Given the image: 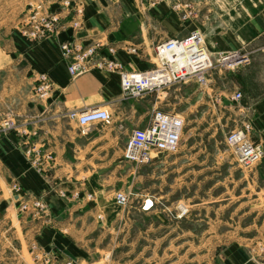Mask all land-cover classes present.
Instances as JSON below:
<instances>
[{
	"label": "crops",
	"instance_id": "1",
	"mask_svg": "<svg viewBox=\"0 0 264 264\" xmlns=\"http://www.w3.org/2000/svg\"><path fill=\"white\" fill-rule=\"evenodd\" d=\"M17 1L0 0V121L11 115L16 127L0 137V205L12 203L3 198L5 192L14 204L26 197L46 202L50 216L29 220L32 242L60 260L76 259L80 264L114 260L118 246L122 264H257V253L264 255L255 241L257 236L264 238V159L251 172H242L227 150L226 136L220 139L203 127L190 129L189 141L181 142L176 155L153 164L168 166L164 175L170 176V192L151 195L139 184L146 176L144 168L123 159L130 131L149 122L140 125L137 119L144 103H123L117 73L92 71L72 79L60 45L131 46L137 55L120 51L116 60L126 71H147L156 44L196 30L209 52L253 44L264 33V0H167L154 8L147 7V0H46L50 11L60 15L61 27L51 38L37 41L21 34ZM65 2L82 11L78 29ZM189 9L195 16L184 21L182 13ZM40 76L51 86L44 99L34 94ZM97 108L109 112V125L88 126L82 132L67 118L71 111ZM119 110L121 119L127 118L124 125L115 117ZM232 112L247 117L253 140L264 147V97L235 105ZM238 127L235 123L233 130ZM24 143L50 155L42 160L41 171L23 153ZM163 176L162 170L154 173V181L161 183ZM12 184L20 188L19 198ZM116 191L148 194L164 203V209L143 213L137 201L119 210L111 204ZM107 201L109 209L103 210ZM179 206L188 212L181 219L175 217ZM91 209L104 211L101 223L107 233L86 223ZM118 218L120 231L113 228ZM101 233L107 234L109 245L96 247L92 253L98 260L91 263L88 252L82 254L79 247L93 242L98 246ZM100 253L106 255L102 258ZM259 259L264 262V257Z\"/></svg>",
	"mask_w": 264,
	"mask_h": 264
},
{
	"label": "built area",
	"instance_id": "2",
	"mask_svg": "<svg viewBox=\"0 0 264 264\" xmlns=\"http://www.w3.org/2000/svg\"><path fill=\"white\" fill-rule=\"evenodd\" d=\"M26 14L19 22L21 34L26 38L37 41L54 36L61 27L59 14L50 11L46 0H26ZM167 0H147V7H154ZM65 7L70 8L76 19H72L75 29L79 28L78 16L81 10L78 6H71L65 2ZM179 5L175 9L179 12ZM195 16L190 9L182 13L185 21L187 16ZM64 60L68 61V73L72 79L78 78L92 71L117 73L120 79V88L123 99H141L152 92H158L175 84L193 82L199 87L207 84V75L212 69V56L205 48L202 34L196 30L182 38L167 39L156 44L153 54L157 61L147 71L129 72L122 68L116 60L118 52L128 55H137V50L129 46H117L96 42L81 46L77 43L65 42L60 45ZM237 58L236 54L220 56V62L226 63ZM236 60V59H235ZM234 60V61H235ZM238 65L248 64V57L239 59ZM230 64V63H228ZM51 86L45 76H40L34 86V94L40 99L47 97ZM231 100L238 103L241 100L239 92L231 96ZM241 105V104H240ZM70 122L76 124L82 132L88 126L109 125L111 115L106 109H93L85 112L71 111L67 114ZM15 123L11 115H6L0 121V137H6L15 130ZM185 131V122L179 115L156 110L153 112L148 124L142 128H135L130 132L123 159L135 167H144L155 164L160 157L176 155ZM252 125L249 120L240 124V127L230 131L225 138L227 150L242 172H251L264 159V147L252 138ZM24 134V131H22ZM23 153L30 164L38 171L43 168L42 160L48 161L49 154H43L40 149L31 143H24ZM11 191L19 195L20 188L11 185ZM64 198L65 196H61ZM19 198V196H18ZM92 198L88 196V200ZM112 203L123 210L134 202H140L139 210L143 213L150 212L161 206L160 202L148 194H135L132 191H116L112 196ZM22 209L31 217H49V208L46 202L36 197L22 198ZM178 219L187 215V210L179 206ZM35 249V248H34ZM262 253L264 249L262 248ZM257 264H264L263 262Z\"/></svg>",
	"mask_w": 264,
	"mask_h": 264
},
{
	"label": "rangeland",
	"instance_id": "3",
	"mask_svg": "<svg viewBox=\"0 0 264 264\" xmlns=\"http://www.w3.org/2000/svg\"><path fill=\"white\" fill-rule=\"evenodd\" d=\"M16 7L17 20L20 22L26 14V0H18ZM205 44L206 40H204V45ZM240 44V47L234 49L228 47V51L209 52L212 56L211 61L213 66L207 75V84L205 86L199 87L193 82L175 84L164 90L145 95V97L147 96L145 100H143V98L131 100L124 98L123 103L134 107L137 106L139 102L142 104L144 103L139 107L140 110L138 113H136L140 125H145L156 110L179 115L185 122V131L182 141H189V130L197 129L199 131L197 127L215 131L217 132L218 138L223 139L233 130V125L235 123L240 126L242 122L248 120L245 115L239 118L233 115L232 110L235 105L242 106L243 103H253V101H258V99L264 97V33L261 34L253 44ZM229 54H236L237 58L235 61L237 62H239V59L243 56L248 57L249 63L233 67L231 64L220 62V56ZM149 61L151 69L153 67L152 64L157 63L153 53H151ZM210 89L212 91H210ZM237 92L241 94L239 104L231 100V96ZM204 94H207V96ZM115 117H117V121L120 122V125H124V122L127 121V118H125L124 121L121 119L122 115L120 110ZM140 125L138 126L140 127ZM141 168H144L146 176L139 184L145 186L150 191L151 195L155 192L157 196H163L170 192L168 186L170 176L168 175L165 177L164 175L169 173L167 165L156 164L155 167L150 165ZM154 168L162 170V176H164L162 177L161 183L157 179L154 181V173L158 174L160 171H155ZM176 184H180V182H176ZM3 198L8 202L12 201V203L7 206L3 204V207L0 205V264H80V261L76 259L60 260L50 253L43 252V250L30 239L33 227L29 222L31 219L30 214L22 209L20 202L14 204L11 194L5 192ZM89 201L92 202L93 199L90 198ZM106 204L103 210L109 209L110 201H107ZM111 204L113 203L111 202ZM164 206L165 204L163 203L160 209L163 210ZM103 210L98 213L95 209H91L88 222H86L87 224L89 223L88 225H90L91 228L92 224L97 225L98 229L96 230L99 232L107 231L102 227L103 224L101 223L104 220L102 214V212H104ZM166 214L169 217L171 213L167 212ZM114 225V230H121L120 218L114 222ZM182 227H186L184 222H182ZM106 233L100 234V236H104V238L102 240L103 242L98 244V246H96V242H93L79 247L82 254L88 252L90 256L88 258L91 259V263H96L98 260V255L92 253L96 247H108L109 241L107 240ZM92 235L94 239H96L97 234L94 233ZM261 236H257L255 241H259V248H264V238ZM252 247H254V245H252ZM105 255L106 254L103 253L102 258ZM113 255L114 260H107L102 264H122L120 246L114 249ZM259 255L260 257H264L263 254L257 253V263L263 262V260L259 259Z\"/></svg>",
	"mask_w": 264,
	"mask_h": 264
},
{
	"label": "bare ground",
	"instance_id": "4",
	"mask_svg": "<svg viewBox=\"0 0 264 264\" xmlns=\"http://www.w3.org/2000/svg\"><path fill=\"white\" fill-rule=\"evenodd\" d=\"M232 59V58H231ZM236 59V58H235ZM234 59V60H235ZM233 59L231 60V61H229V62H226L225 64H228V63H230L233 67L234 66H237L239 63L237 62V61H234Z\"/></svg>",
	"mask_w": 264,
	"mask_h": 264
}]
</instances>
